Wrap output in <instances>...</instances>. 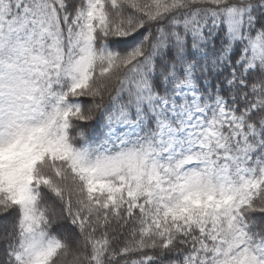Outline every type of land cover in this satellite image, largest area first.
Wrapping results in <instances>:
<instances>
[{
	"label": "snow or ice",
	"instance_id": "1",
	"mask_svg": "<svg viewBox=\"0 0 264 264\" xmlns=\"http://www.w3.org/2000/svg\"><path fill=\"white\" fill-rule=\"evenodd\" d=\"M0 264H264V0H0Z\"/></svg>",
	"mask_w": 264,
	"mask_h": 264
}]
</instances>
